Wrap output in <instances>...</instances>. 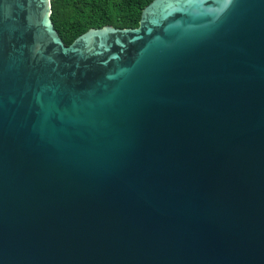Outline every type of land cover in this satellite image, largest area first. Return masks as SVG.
Segmentation results:
<instances>
[{
    "label": "water",
    "instance_id": "1",
    "mask_svg": "<svg viewBox=\"0 0 264 264\" xmlns=\"http://www.w3.org/2000/svg\"><path fill=\"white\" fill-rule=\"evenodd\" d=\"M0 264H264V0H0Z\"/></svg>",
    "mask_w": 264,
    "mask_h": 264
},
{
    "label": "trees",
    "instance_id": "2",
    "mask_svg": "<svg viewBox=\"0 0 264 264\" xmlns=\"http://www.w3.org/2000/svg\"><path fill=\"white\" fill-rule=\"evenodd\" d=\"M152 0H50L51 20L65 45L90 28L138 26L142 9Z\"/></svg>",
    "mask_w": 264,
    "mask_h": 264
}]
</instances>
